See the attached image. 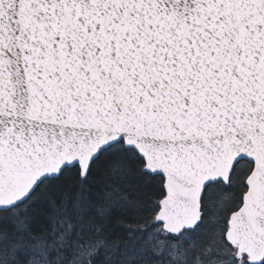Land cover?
<instances>
[{
  "label": "snow or ice",
  "instance_id": "1",
  "mask_svg": "<svg viewBox=\"0 0 264 264\" xmlns=\"http://www.w3.org/2000/svg\"><path fill=\"white\" fill-rule=\"evenodd\" d=\"M0 264H264V0H0Z\"/></svg>",
  "mask_w": 264,
  "mask_h": 264
}]
</instances>
